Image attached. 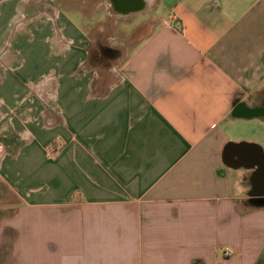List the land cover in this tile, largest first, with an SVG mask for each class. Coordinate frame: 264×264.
<instances>
[{
	"label": "crops",
	"instance_id": "crops-1",
	"mask_svg": "<svg viewBox=\"0 0 264 264\" xmlns=\"http://www.w3.org/2000/svg\"><path fill=\"white\" fill-rule=\"evenodd\" d=\"M69 1L0 0V264H264V0Z\"/></svg>",
	"mask_w": 264,
	"mask_h": 264
},
{
	"label": "rangeland",
	"instance_id": "rangeland-1",
	"mask_svg": "<svg viewBox=\"0 0 264 264\" xmlns=\"http://www.w3.org/2000/svg\"><path fill=\"white\" fill-rule=\"evenodd\" d=\"M71 1H77V2H81L84 3L83 8L85 12L88 15H84L80 16L79 15V11H75V10H69V9H65L63 10V12H65V14L67 15V18L69 20L73 21H78V23L80 24H84V23H91L93 20V17L89 15L90 13V9L91 8V3L92 0H71ZM55 2L58 4H66V8L74 6L73 2L71 3L69 0H55ZM66 2V3H65ZM53 13V12H51ZM25 18L28 17V15L26 13L22 14ZM104 11L100 10L98 12V14L96 15V17L94 19L97 20H101L104 21ZM146 16L145 13H141L138 16H135L134 18H132L130 21L127 22V20L124 19H119V20H115V18H110L109 21H105L106 23V27H107V31H103L98 33V37L96 38H92V42L89 45V53H90V57L91 60H95V58H99V57H104L102 62H99V59H97V62H99V65L103 66V65H112V62L117 61V58H120L123 54V52H125V46H123V44H121L122 40H124V35H123V31H132L134 29H136L137 25L144 20V17ZM23 17V18H24ZM34 19V18H32ZM31 19L28 17L26 18V20H24V22L22 23L24 26L25 24H28V22H30ZM108 35H110L111 37H113L112 39H110V37H108ZM25 38H20V40H24ZM21 42V41H20ZM18 46V45H17ZM111 46V47H110ZM113 60V61H112ZM43 84V82H42ZM41 93V91H39ZM37 93L40 94V93ZM5 134L7 135V138L10 137L9 139H3L2 138V142L5 143L6 148L9 144V141L11 139V136H13L14 134H12V130L11 129H7V131L5 132ZM5 149V148H4ZM8 150L10 149V147L8 146L7 148ZM3 189V188H2ZM4 191L2 192V194L4 195L2 197L3 203H0V216L3 214V212L10 211V209H3V205H8L7 203L11 202V203H16L17 202V198L14 196L13 193H7L9 192L7 189H3ZM7 201V202H6Z\"/></svg>",
	"mask_w": 264,
	"mask_h": 264
},
{
	"label": "flooded vegetation",
	"instance_id": "flooded-vegetation-1",
	"mask_svg": "<svg viewBox=\"0 0 264 264\" xmlns=\"http://www.w3.org/2000/svg\"><path fill=\"white\" fill-rule=\"evenodd\" d=\"M112 4H113V6H118V7H121L122 6V1L121 0H113L112 1ZM263 198V197H262ZM261 197H259L258 199L261 201V200H263L264 201V199H262Z\"/></svg>",
	"mask_w": 264,
	"mask_h": 264
},
{
	"label": "built area",
	"instance_id": "built-area-1",
	"mask_svg": "<svg viewBox=\"0 0 264 264\" xmlns=\"http://www.w3.org/2000/svg\"><path fill=\"white\" fill-rule=\"evenodd\" d=\"M230 253H232V250H226V251H225V254H226V255H229Z\"/></svg>",
	"mask_w": 264,
	"mask_h": 264
}]
</instances>
